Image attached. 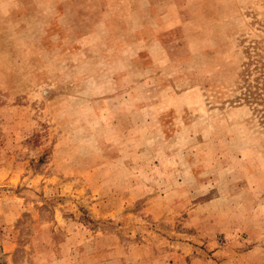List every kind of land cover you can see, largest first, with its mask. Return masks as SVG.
I'll return each mask as SVG.
<instances>
[{"label": "rangeland", "instance_id": "rangeland-1", "mask_svg": "<svg viewBox=\"0 0 264 264\" xmlns=\"http://www.w3.org/2000/svg\"><path fill=\"white\" fill-rule=\"evenodd\" d=\"M0 264H264V0H0Z\"/></svg>", "mask_w": 264, "mask_h": 264}]
</instances>
